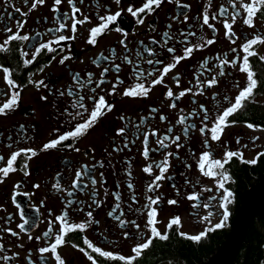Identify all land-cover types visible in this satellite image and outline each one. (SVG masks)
Wrapping results in <instances>:
<instances>
[{
    "label": "flooded vegetation",
    "instance_id": "af4514ba",
    "mask_svg": "<svg viewBox=\"0 0 264 264\" xmlns=\"http://www.w3.org/2000/svg\"><path fill=\"white\" fill-rule=\"evenodd\" d=\"M77 7L81 9V12L90 17L89 22L84 25L77 26L76 39L72 41L60 42L64 45V53H59L60 55L71 53V56L64 64L59 63V55L57 59L54 60L50 65L44 67L43 72H37L36 69L45 64L47 59L51 58V54L46 52L40 55L37 61H34L32 65L27 67L23 66L22 61L19 59L18 50L22 47V42H12L11 47L12 52L3 54L0 53V63L4 66H8L14 70L13 78L19 83L25 84V88L22 90L21 99L19 101V106L11 113L5 116H0V155L4 156V161H0V166L6 163L8 155L10 152L15 150L17 147H34L39 148L43 142H46L48 138L52 136L53 128H60L62 131L66 130V126L62 123L63 116L62 112L65 107L70 108V103L72 97L68 95V91L80 92L81 95L85 93L91 94V88H95V81L99 79L100 70L108 66L107 61H102L99 63V67L92 63L96 57L103 52L104 55H109V49L114 48L116 54V60L112 61L114 63L121 64V72L116 73L110 70L105 79L108 81L101 85V88L107 90L111 87L112 82H114L115 77L120 75V77L125 81L124 85H118L116 93L112 95H106V99L109 102L114 103L115 107L104 117L100 118L96 125H94L88 132L81 137L75 147L79 148L80 151L76 152L69 149L64 150H48L44 152H38L35 157H32L28 161L29 175L24 176L23 171L20 170V165L23 163V157H18L16 162L17 171L10 173L3 182H0V204L4 205L3 209H0V228L11 227L14 231H18L16 225L22 223L23 220H30L32 224L26 228V230L20 233L19 239L11 236L9 233H0V244H3L4 250L10 255L11 252H18L19 256L13 258L10 264H27V257L29 255L28 250L31 249V259L33 264H40L41 255L36 251L38 247L44 246L43 238L41 241H36L35 237L40 236L47 229V222L50 218H54L55 214L63 208L65 200L61 197L67 199L66 191H56L52 188V184L57 182L61 183L62 189L71 188V180L75 175V170L81 165H86L87 168L84 169L88 175H85L82 180L83 182L78 186L77 190L74 192V203L69 207L70 214L75 220L83 218L84 212L92 210L94 218L99 220V225H93L86 233H80L76 231L69 234L66 239L70 243H66L61 246L58 251L62 258L65 260V264H90L78 249L71 246V242H75L83 245L82 235L86 234L93 240V242L100 243L101 246L105 247L106 250L118 249L125 254H130V247L135 242V236L132 239H125L123 237L124 231H129L134 233L135 229L129 224L127 227H120L118 223L114 221L111 217L107 216V212L110 211L115 205V199L112 195L113 192H119L121 194V209L124 211V216L121 218L128 220H136L137 223L141 225V229L147 232L144 228L146 222V212L141 214L134 211L137 208H141L145 204L144 193L145 186L150 182V177L143 173V166L148 163L143 156L141 151L143 150V145L141 141L143 140V131L149 130V128L159 129V134L166 131L168 125L173 124L172 135H180L182 147L176 149L175 145L169 144L167 151L178 152V157H171L170 163L172 167L165 174L166 178L160 181L161 187L156 189V191L149 192L148 195H161L162 204L158 207L157 219L160 223L157 225L159 230L163 232L166 228L168 219L173 215H179L181 217V227L179 231H184L190 235L197 234L199 231L203 230L207 226L206 222H201L200 217L207 215L208 211H212L213 215L210 217L211 223L219 222L220 215H222V210L219 208L218 199L211 201L210 208L205 209L203 203L208 201L209 196H219L222 195V190L217 193L215 190V184L213 178L203 177L198 169L196 168L195 161L193 160V154L197 157L199 152L204 150L202 141L203 136L200 135L198 131L199 122L201 117L190 118V123H196L197 129H190L188 138H184L182 131V126L175 125V117L179 109H183L186 114L188 111L194 107L192 100L195 99L197 105L199 103H204L206 107H209L213 112L216 110L217 100L222 101L223 95L234 96L236 91V83L239 82L243 85L245 81V74L239 72L238 67L232 68L230 66L225 67V75L218 78V85L213 86L212 89L206 90L204 96L197 94L193 97L191 94H186L177 103V109H169L167 107L168 103H172L171 98L166 99L162 93L166 91L164 85H157L154 87L150 96L147 98H127L119 95L123 88L126 87L131 82V71L132 65L122 62V57L125 54L123 52L122 46L119 41L125 38L122 32H118L115 29L117 27H123L124 31L127 32V46L129 52L130 60L134 63L137 59L135 53L137 50L142 52V59H140V64L138 67L148 69L146 61L152 58L149 53L142 51V46L139 42H143L144 45L153 47L158 53L157 58L164 59L167 57L165 62L170 60V56L166 51V48L161 53V36L167 30L173 39L169 42L168 46H175L178 49V54H182L180 51L184 44L179 41L182 37L179 35V30L186 28L187 25L184 22L183 13H186L190 17V23L196 24V19L199 18V14L202 11L204 4L208 0H180V5L188 4L190 8L182 9L176 3V0H162V4L153 13L146 15L144 17V22L142 24H136L134 19L126 11L127 5L131 0H121V4L117 5L115 0H74ZM212 3V8L210 12H217L221 5L229 8V13L231 11L227 0H210ZM31 0L29 4L25 5L24 0H11V4L6 6V0H0V43L6 37L4 28H11L13 31L16 29L17 21L26 20L21 34L27 33L32 38V43H38L43 40H48L51 38L52 33L47 32V29L56 26L53 19V12L51 9L52 0H45L44 5H38L37 8L28 13L27 17H23L20 13L14 11L15 7L21 8L23 12H28ZM139 5V0H137V6ZM59 11L56 13L58 18H62L64 13L69 14V19L66 23L71 25V8L67 3V0H62L61 5L58 6ZM123 8L120 17L117 21L113 22L109 27L111 31H107L98 37V43L95 46L86 43V37L88 35L87 29L98 23L97 15H103L106 12H116L118 9ZM11 12L13 15L8 16ZM177 16V20L173 21L172 17ZM45 17L47 19H45ZM78 18H82L78 14ZM195 18V19H194ZM230 18V17H229ZM215 24L217 29L216 41L214 44L208 46L205 49L196 50L193 55L183 61H181L177 67L171 70L165 77L164 83L173 89L174 92L180 91L183 87H189L194 85L195 80L193 78V71L199 66L201 61L206 56H211L213 59L210 61L208 67L212 68L213 72H218V68H214L213 64L216 62V58L220 56L223 57L224 53H229L228 59H231L233 53L229 50L232 47H237L243 42V36L241 32L245 35H249L253 29H249L247 26H243L241 21L238 19L234 25V31H236L239 39L236 40L235 44H231L228 39L224 37V29L221 23L210 21ZM171 25V28L167 26ZM196 31V37H190L192 43L197 42V38L200 35H204L206 38H211L213 33L207 29L206 26L201 28L199 25L193 29ZM66 35H71L70 27L69 29L63 30ZM255 31L264 32V18H255ZM41 33L39 37L35 36V33ZM160 43L152 44V39ZM23 47L25 51L34 50L32 44L29 42H23ZM256 51L259 55H264V45L255 46ZM239 51V49H238ZM242 55V53H241ZM26 58H30L26 57ZM250 60L256 71L260 67L264 66V62H260L257 57H251ZM85 71L92 72L93 84L87 86L85 89H80L79 85L75 83L71 77L74 73L80 72L81 78L86 79L84 76ZM32 72V78L43 79L47 87H41L37 90L33 85L27 84V74ZM179 72L181 84L177 86L172 77ZM211 73L205 72L203 77L210 78ZM258 78V72H257ZM259 80V79H258ZM260 83L258 88L254 91V96L251 101L246 102L244 108L239 110L238 113L233 114L230 119H235L237 123L235 125L227 126L222 134L221 140L228 141L229 146L232 150H235L240 145H247L243 148L244 159H251L255 157L256 152H264V130H252L248 129L244 123L245 120L249 122H254L249 116L250 105L264 104V95L260 92ZM0 89L4 92L8 91V87L3 80V72L0 70ZM49 89L51 91H49ZM97 93H100V88H97ZM64 91V96H59L58 92ZM193 91L195 89L193 88ZM217 92V98L214 100L211 93ZM41 96H46V100H41ZM5 97L0 96V102L3 101ZM90 106V105H89ZM156 107L159 111L155 114L149 116V108ZM161 112L168 117L166 121L161 122L159 120V115ZM120 115H124L128 120L135 122L140 125L139 132L141 134L133 135L132 131L127 133L128 140L130 143L127 148L123 147V136H117L115 129L121 127L126 123V121H121L119 119ZM143 116L146 117L144 121L139 118ZM25 125V132H21L19 125ZM129 128L132 125L129 124ZM26 134L30 137L29 140L25 141L22 139V135ZM252 136H257L258 139L253 142L251 140ZM240 137V144L236 143V138ZM156 137H151L149 142L150 148H157L158 145L155 143ZM9 141H12V146L8 147ZM67 142H71L70 140ZM120 148V151H114L113 145ZM212 148L215 150L217 157H222L223 147L220 143H212ZM85 153H87L85 155ZM264 156V155H262ZM261 157V156H260ZM259 157V158H260ZM163 158V151H153L150 152V160L159 161ZM258 158V160H259ZM70 161V163H68ZM187 161L191 164L190 168L184 166V162ZM102 162L103 166L100 163ZM246 166H254L241 163L238 158H233L232 161L226 165L229 173L232 175L233 179L226 183V187H229L233 191L234 197L232 203L228 205L230 216L225 227L221 229H214L212 232L207 233L202 240L206 239L210 234L215 231H223L224 235L227 237L233 231L235 226V221L242 207V201L246 193L264 181L254 182L253 184L246 187L244 190L239 191L237 186L236 174H234V169ZM127 169V171H125ZM158 171V169H156ZM61 173L58 177L56 173ZM128 172L131 176H128ZM101 173H103V181H101ZM183 173L184 175H181ZM90 177H94L97 181L96 185L93 186L90 182ZM187 178L190 183L185 184L184 180ZM19 181L17 186L18 195L13 197V185ZM199 181V184L196 183ZM131 182L134 185L133 191L137 196V200L133 203L130 199L131 192L127 188V184ZM33 184H39L38 188H33ZM195 185V189H193ZM203 185L207 188H211V192H200V186ZM119 186V187H117ZM95 188L97 192V199L103 201L100 208H95L93 205L91 209L88 205L92 203L91 201V191ZM177 188L180 191V196H177ZM82 189V190H81ZM105 189H107V195H105ZM200 192V206L197 209L192 208V202L186 199V195L190 191ZM24 193H28L25 195ZM168 199H177L178 203L176 205H169L167 203ZM13 200L16 203H13ZM44 201L43 206L40 202ZM75 200L84 201V209L79 210V206L75 203ZM129 205L131 209L129 210ZM48 209L53 212V217H49ZM75 209V211H73ZM119 211L117 214H119ZM195 211V215H193ZM8 213H12L11 221L8 225L3 223L4 219L7 218ZM264 215L254 216L253 222L258 220V218ZM169 232H176V227L173 226ZM99 233H103L108 237L109 240L115 241L114 245L104 244L100 240ZM31 234L32 240H28V235ZM191 243H199L188 240ZM157 242H161L159 239H155L152 246ZM23 244V248L16 247V245ZM264 245V241L262 242ZM152 246L145 250L143 255L138 258L137 261L142 260L147 256L148 251ZM262 249V259H264V247ZM5 251H0V256L5 254ZM44 258L46 259V264H54V260L50 253H45ZM103 259V258H101ZM111 262H108L110 264ZM3 264V261H0Z\"/></svg>",
    "mask_w": 264,
    "mask_h": 264
},
{
    "label": "snow or ice",
    "instance_id": "6c2138e0",
    "mask_svg": "<svg viewBox=\"0 0 264 264\" xmlns=\"http://www.w3.org/2000/svg\"><path fill=\"white\" fill-rule=\"evenodd\" d=\"M83 2V0H81ZM117 5L121 4V0H115ZM171 2V0H169ZM62 0H52L51 11L53 12V19L55 21L56 26L53 28L47 29V32L52 33V36L48 40H43L38 43H32V38L27 33L21 34V30L24 27L26 20H19L16 24V29L13 31L11 28L5 27L4 31L7 33L6 37L3 39L2 43H0V53L7 54L13 51L11 44L12 42L18 41L22 42V47L18 50L19 59L22 61L23 66L27 67L32 65L34 61H37L38 57L45 52L47 54H51V58L47 59L45 64L40 65L36 71L43 72L44 67L50 65L54 60L57 59V55H59V63L64 64L66 60H68L71 56V53L60 55L59 53H64L65 48L64 45L60 42L64 41H72L76 39L77 34V26L84 25L86 22H89L90 17L81 12V9L76 6L74 0H67L68 5L71 8V25L69 26L66 21L69 19V14L64 13L62 18H58L56 13L59 11L58 6L61 5ZM176 3L182 9L190 8V5L184 4L180 5V0H176ZM227 3L231 9L229 13V8L224 7L223 5L217 10V12H210L212 8V3L210 0L204 4L202 11L199 14V18L196 19V24L190 23V17L186 13L183 14L184 22L187 25L186 28H182L179 30V35L182 37V40L179 42L184 44L183 48L180 50L182 54H178V49L175 46H168L169 42L173 39V36L166 30L161 36V53L166 48L167 53L170 56V60H167V57L164 59L157 58L158 53L154 50L153 47L144 45L143 42H139L142 46V51L150 54L152 58L147 59L146 63L149 66L148 69H144L142 67H138L140 64V59H142V52L137 50L135 55L137 59L135 63L130 60L128 46H127V32L124 31L123 27H117L115 30L118 32H122L125 38H122L119 43L122 46L123 52L125 53L122 57V62L126 64L132 65L131 71V82L123 88L122 92L119 95L127 98H147L150 96V93L157 85H164L166 91L162 93V95L168 99L171 98L172 103H168L167 107L169 109H177V103L182 97L186 94H191L195 97L197 94L200 96H204L206 90H210L213 86L218 85V78L223 77L225 75V67L230 66L232 68H237L239 72L245 74V81L243 85L239 82L236 83V91L234 96L223 95L222 101L217 100L216 102V110L213 112L209 107H206L204 103H199L195 99L192 100V104L194 107L186 114L183 109H179L176 117H175V125L182 126V131L184 134V138L187 139L189 135L190 129H197L196 123H190V118L192 117H201L199 122L198 131L201 136L204 137L202 144L204 150L199 152L198 157L193 154V160L195 161L196 168L199 173L203 177L213 178L215 184V190L217 193H220L222 190V195L219 196H209L208 201L203 203V207L205 209L210 208L211 201L214 199H218L219 208L222 210V215H220L219 222L211 223L210 217L213 215L212 211H208L207 215L201 216L200 221L206 222L207 226L203 228V230L199 231L197 234L190 235L184 231H179L181 227V217L179 215L171 216L166 224V228L163 232L159 230L157 225L160 221L157 219L158 216V207L162 204V196L161 195H148L149 192H155L156 189L161 187L160 181L166 178L165 174L169 171V168L172 167L170 163L171 157H178V152H170L167 151L169 144L175 145L176 149H180L182 147L179 141L181 140L180 135H172L173 132V124H169L166 131L162 134H159V129L157 128H149L147 131H143V140L141 141L143 145V150L141 151V155L146 161V163L142 171L150 177V182H148L145 186L144 199L145 204L141 208H137L134 211L138 213L146 212V222L144 224V228L147 229V232L141 229V225L136 222V220H128L121 218L124 216V211L121 209V194L119 192H113L112 195L115 199L114 207L107 212V216L111 217L114 221L118 223L120 227H127L129 224L135 229L134 233H130L129 231L123 232V237L125 239H132L135 236V242L130 247V254H125L118 249L106 250L105 247L101 246L100 243L93 242L88 235H82V242L84 246H81L78 243L71 242V246L73 248L78 249L81 253H83L84 257H86L87 261L90 264H108V262H112V264H136L138 258H140L144 251L149 249L155 239H159L161 241H167L169 239V230L176 227L177 235L191 240L193 242H200L202 238L206 236L207 233L212 232L214 229H221L226 226L230 212L228 205L232 203L234 193L230 190L229 187H226V183L233 179L232 175L229 173L226 165L229 164L233 158H238L241 163L248 165H256L258 163V158L264 155V152H256L255 157L251 159H244V154L242 149L247 147V145H240L235 150H232L229 146L228 141H222L221 137L224 129L229 125H235L237 121L235 119H230L233 114L238 113L239 110H242L246 104V102L251 101L254 96V91L258 88L260 81L257 78V71L255 70L251 57H257L260 62H264V55H259L256 51L255 46L264 45V32L255 31V18L258 16L264 18V0H227ZM11 4V0H6V6ZM24 4L28 5L29 0H24ZM45 0H31L30 7L28 8V12H23L21 8L15 7L14 11L16 13H20L21 16L27 17L28 13L35 10L38 5H44ZM162 4V0H139V5L137 6V0H131V2L127 5L126 11L130 14V16L134 19L136 24H142L144 22V17L153 13L157 8H159ZM125 11V9L120 8L116 12H106L103 15H97L98 23L94 24L90 28L87 29V37L86 43L89 45L95 46L98 43V37L104 34L107 31H111L112 29L109 27L113 22L117 21V18L120 17L121 13ZM78 14L82 16V18H78ZM2 15V14H0ZM13 13L9 12L8 16L11 17ZM230 17V18H229ZM45 19H47L45 17ZM195 19V18H194ZM240 20L243 26H247L249 29H253V31L249 35H245L241 32V36H243V42L240 43L237 47H232L229 52L235 55L232 56L231 59H228L229 53H224L221 58L218 56L216 58L215 64H213L214 68H218V72H213L212 68H209L208 65L210 61H212L211 56H206L203 58L199 66L193 71V78L195 80L194 85L189 87H183L180 91L174 92L172 88L168 87L164 81L166 75L173 69L177 67V65L191 57L196 50L205 49L208 46L212 45L216 41V36L214 35L217 31L215 24L210 21L218 22L222 24L224 29V37L229 40L231 44H235L236 40L239 39L236 31H234V25L237 20ZM172 20H177V16H173ZM199 25L201 28L204 26L209 29L213 35L211 38H206L204 35H200L197 38V42L192 43L190 37H196V31L193 29ZM72 33L71 35H66L63 30L69 29ZM171 28V25L167 26ZM41 33H35V36L39 37ZM152 39V38H150ZM23 42H29L32 44V48L34 50L25 51L23 47ZM160 43L155 39H152V44ZM59 49V53L57 52ZM239 49V51H238ZM109 55H104L101 52L96 59L92 61L97 67H99V63L102 61H107L108 66L103 67L99 72V79L95 81L96 87L91 88V94L85 93L81 95L80 92H73L71 90L68 91V95L72 97L70 108L65 107L62 112L63 121L62 123L66 126V130H61L60 128L52 129V136L48 138L46 142H43L39 148H34L31 146L28 147H17L15 150L10 152L8 155L6 163L3 166H0V182H3L5 178L9 176L10 173H14L17 171L16 162L18 157H23V163L20 165V170L23 171L24 176L29 175L28 169V161L35 157L38 152H44L48 150H64L69 149L76 152H79L80 149L75 147L77 141L83 137L89 129H91L94 125L97 124L98 120L104 117L107 113H110L115 105L112 102H109L106 99V95H112L116 93L118 85H124L125 81L117 75L115 77L114 82H112L111 87L107 90L101 88V85L107 83L108 81L105 79L107 73L110 70L115 71L116 73L121 72V64L114 63L112 61L116 60L115 49H109ZM242 53V55H241ZM30 58H26L29 57ZM0 70L3 72V80L8 87V91L4 92L3 89H0V96H4L2 102H0V116L8 115L13 112L18 106L19 101L21 99L22 90L25 88V84L19 83L16 79L13 78L14 70L8 66H4L3 63H0ZM205 72L211 73L210 78L201 79L200 77L204 76ZM93 73L90 71H85L84 76L86 79L81 78V73H74L71 79L79 85L80 89H85L87 86L93 84ZM180 73L177 72L175 76L172 77L173 82L180 86ZM33 73L28 72L27 74V84L33 85L37 90L41 87H47L43 79H33ZM97 88H100V93H97ZM193 88L195 91H193ZM49 91H51L49 89ZM59 96H64V91L58 92ZM212 98L216 100L217 92L213 91L211 93ZM41 100H46V96H41ZM90 105V106H89ZM159 111L156 107L149 108V116L155 114ZM119 119L121 121H126L123 126L115 129L117 136H123V147L127 148L130 141L128 140L127 133L129 131L133 132V135L141 134L139 132L140 125L128 120V118L124 115H120ZM141 121H144L146 117L141 116L139 118ZM168 117L164 115L162 112L159 115V120L161 122L166 121ZM246 127L252 130H264V125L260 123L249 122L248 120L244 121ZM129 124L132 125V128H129ZM19 129L21 132H25V125L20 124ZM151 137H156L155 143L158 145L157 148L153 149L149 147V142ZM22 139L25 141L29 140L26 134H23ZM258 139L257 136H252L251 140L255 142ZM71 141L70 143L67 141ZM220 143L223 147L222 157H217L215 150L212 148V143ZM236 143L240 144V137L236 138ZM12 146V141H9L8 147ZM114 151H120L121 149L113 145ZM153 151H163V158L159 161L150 160V152ZM87 153H85L86 155ZM0 161H4V156L0 155ZM70 163V161L68 162ZM103 166L102 162H98ZM184 166L186 168H190L191 164L187 161L184 162ZM86 165H81L79 168L75 170V175L71 180V188L70 189H62L61 183L59 180L52 184V188L56 191H66L67 199L65 197H61L62 200H65L63 208L59 211L58 214H53L51 209H48V215L50 218L47 222V229L40 235L36 236V241H41L43 238L44 246L38 247L36 251L41 255L40 264H46V259L44 258L45 253H50L51 257L54 260V264H65V260L60 255L58 249L65 245L66 243H70L66 239V237L79 231L80 233H86L89 229L92 228L93 225H99L100 221L94 218V214L92 210H88L84 212L83 218L79 220H75L73 216L70 214L69 207L74 203V192L77 190L78 186L83 182L82 178L85 175H88L87 172L84 171L86 169ZM158 169V171H156ZM127 171V169H125ZM56 175L58 177L61 176V173L57 172ZM181 175H184L181 173ZM128 176H131V173L128 172ZM90 182L93 186L96 185L97 181L94 177H90ZM101 181H103V173H101ZM19 181L13 185V197L17 196L18 193L16 191L17 186L19 185ZM184 183L187 185L190 181L185 178ZM199 184V181H196ZM39 184H33V188H38ZM119 187V186H117ZM127 188L131 192L130 199L133 203L136 202L137 196L133 191L134 185L129 182L127 184ZM193 189H195V185H193ZM82 190V189H81ZM177 196H180V191L177 188ZM211 188H207L203 185L200 186V192H211ZM200 192L195 190L190 191L186 195V199L192 202V208L195 210L200 206ZM28 195V193H24ZM105 195H107V189H105ZM91 201L92 203L88 205V208L91 209L94 205L95 208H100L103 201L97 199V192L93 187L91 191ZM13 203H16L13 200ZM75 203L79 206V210L82 211L84 209V201L75 200ZM167 203L169 205H176L178 203L177 199H168ZM41 206H43L44 201L40 202ZM4 205L0 204V209H3ZM119 211V214L117 212ZM129 210L131 209V205H129ZM75 211V209L73 210ZM193 215H195V211H193ZM12 213H8L7 218L4 219L3 223L8 225L11 221ZM32 224L30 220H23L22 223L16 225L18 231H14L11 227H3L0 228V233H9L11 236L19 239L20 233L24 232L27 227ZM100 240L104 244L114 245L115 241H111L105 236L103 233H99ZM33 237L31 234L28 235V240H32ZM16 247L23 248V244L16 245ZM264 247V245H262ZM0 251H5L3 244H0ZM27 264H33L31 259V249L28 250ZM19 256L18 252H11L9 255L7 251L5 254L0 256V261H3V264H10V261L13 258H17ZM103 258V259H101ZM258 264H264V259L259 260Z\"/></svg>",
    "mask_w": 264,
    "mask_h": 264
},
{
    "label": "trees",
    "instance_id": "16d2710c",
    "mask_svg": "<svg viewBox=\"0 0 264 264\" xmlns=\"http://www.w3.org/2000/svg\"><path fill=\"white\" fill-rule=\"evenodd\" d=\"M258 79L260 92L264 95V66L260 67ZM249 116L254 122L264 125V104L250 105ZM239 191L244 190L254 182L264 179V156H261L254 166L243 165L234 169ZM227 235L223 231H215L199 243H191L176 232H169L167 241L157 242L148 251L147 256L136 264H206L220 250ZM264 241V216L250 221L244 239L232 264H258L262 259V242ZM112 264V262L110 263ZM119 264V262H116Z\"/></svg>",
    "mask_w": 264,
    "mask_h": 264
},
{
    "label": "water",
    "instance_id": "95a60500",
    "mask_svg": "<svg viewBox=\"0 0 264 264\" xmlns=\"http://www.w3.org/2000/svg\"><path fill=\"white\" fill-rule=\"evenodd\" d=\"M260 215H264V181L246 193L232 233L206 264H232L250 221Z\"/></svg>",
    "mask_w": 264,
    "mask_h": 264
}]
</instances>
